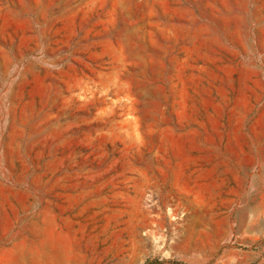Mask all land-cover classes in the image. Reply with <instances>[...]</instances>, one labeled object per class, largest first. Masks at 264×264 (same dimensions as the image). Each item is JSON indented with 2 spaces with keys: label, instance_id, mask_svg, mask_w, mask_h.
Listing matches in <instances>:
<instances>
[{
  "label": "rangeland",
  "instance_id": "obj_1",
  "mask_svg": "<svg viewBox=\"0 0 264 264\" xmlns=\"http://www.w3.org/2000/svg\"><path fill=\"white\" fill-rule=\"evenodd\" d=\"M0 259L264 264V0H0Z\"/></svg>",
  "mask_w": 264,
  "mask_h": 264
},
{
  "label": "trees",
  "instance_id": "obj_2",
  "mask_svg": "<svg viewBox=\"0 0 264 264\" xmlns=\"http://www.w3.org/2000/svg\"><path fill=\"white\" fill-rule=\"evenodd\" d=\"M144 264H160V263H158V261H156V260H147ZM172 264H180V263H178V262H173Z\"/></svg>",
  "mask_w": 264,
  "mask_h": 264
},
{
  "label": "crops",
  "instance_id": "obj_3",
  "mask_svg": "<svg viewBox=\"0 0 264 264\" xmlns=\"http://www.w3.org/2000/svg\"><path fill=\"white\" fill-rule=\"evenodd\" d=\"M0 264H9L7 260L0 259Z\"/></svg>",
  "mask_w": 264,
  "mask_h": 264
}]
</instances>
